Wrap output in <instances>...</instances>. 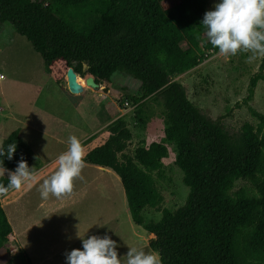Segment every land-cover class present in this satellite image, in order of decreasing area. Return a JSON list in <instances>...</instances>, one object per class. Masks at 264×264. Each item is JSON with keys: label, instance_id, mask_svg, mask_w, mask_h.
<instances>
[{"label": "trees", "instance_id": "obj_1", "mask_svg": "<svg viewBox=\"0 0 264 264\" xmlns=\"http://www.w3.org/2000/svg\"><path fill=\"white\" fill-rule=\"evenodd\" d=\"M206 11V0H0V31L10 24L25 38L57 85L71 68L76 79L92 77L107 92L117 73L140 82L139 93L124 101L142 131L148 130L151 107L161 106L162 141L142 143L129 155L133 134L119 118L105 144L86 156L88 164L119 177L131 219L154 236L150 248L161 264H264V114L249 106L264 81V56L244 101L258 125L245 123L233 134L173 81L218 53L200 25ZM167 143L176 147L175 165L190 192L184 205L146 222L143 212L163 202L157 179L169 156ZM8 144L17 148L0 169L14 171L21 159L40 169L18 131L1 147ZM7 182L0 176V184ZM14 240L0 200V264L11 259L8 243ZM18 256L33 264L23 248Z\"/></svg>", "mask_w": 264, "mask_h": 264}, {"label": "rangeland", "instance_id": "obj_2", "mask_svg": "<svg viewBox=\"0 0 264 264\" xmlns=\"http://www.w3.org/2000/svg\"><path fill=\"white\" fill-rule=\"evenodd\" d=\"M206 1L208 10H211L217 2V0ZM0 34L4 38L7 37V41H4L5 45L0 43V70H2V74L5 77L4 80L0 81V147L13 131L19 128L24 129L25 133L28 131L25 126L28 124L36 88L32 89L29 85L26 88H22L21 83L27 84L31 83V81H36L38 85L43 86V90L46 86L49 89L50 86L54 88L52 91L56 94L55 102L49 104V111L51 113L50 122L55 125V130L62 129L74 119V116L70 112L64 111V108L71 105L74 106L79 101L86 102L90 107L97 106L103 102L102 97L107 91L104 87L99 93L86 92L80 94V97H75L70 91V93L63 91V95H60L57 85L44 71L41 56L34 51L31 44L18 35L10 24H5ZM249 56H251V53L248 51L238 52L236 55L212 54L195 69L173 79L174 82L180 83L185 87L188 98L203 112L213 120L221 119L222 124L231 134L238 132L245 123H249L254 127L258 125V121L252 117L244 101L248 95L250 80L259 72L262 56H257L253 59H249ZM84 86L87 87L85 83ZM140 87V82L117 73L112 78L111 92L107 93L109 98L112 101H116L117 106L124 110L126 115L124 120L133 134L127 149L129 155H134L136 148L142 143L149 146L152 142H160L164 138L161 117L162 108L160 105L156 104L151 107L152 115L148 130L145 132L136 125L135 110L131 103L124 101L125 95H137L141 89ZM90 89L92 90V88ZM249 106L264 114V81L258 83L254 98L249 102ZM27 145L29 146V144ZM166 146L169 150V156L163 161L162 178L157 179V186L163 196V202L159 209H147L143 212L146 222L151 220L159 221L162 217L163 209L173 211L184 205L190 192V189L183 182V172L175 165V145L167 143ZM114 174L113 177H107L109 180L112 178L113 184L115 182L113 178H117ZM7 175L8 172L4 173V170L0 169V176L7 177ZM81 177L80 175V178L74 180L73 189L79 187ZM102 181H105V179L102 178L100 182ZM116 185L119 195L122 200H125V204L123 205L119 202L117 207L111 206L112 210L116 211L103 210L101 216L98 215L97 211L88 212L83 207L78 206L77 195L74 196V201H69L67 206H65L66 202H62V198L66 194L60 198L50 194L49 198L52 200L49 201H54L56 205H59L57 209L61 210L59 218L61 219V216L65 214L63 219L59 220V226H55L52 229V235L55 238H67L69 242H73L74 239H80L78 235L81 238L89 236L87 233L90 230L88 231V229L90 226L95 227V225H91L93 220H97L98 226L101 223L103 225L107 220L103 219V217L108 216L118 221L117 227L119 230L117 233L119 236L116 248L118 256L126 254L128 251L126 249L137 240L138 234L146 236L147 233L143 228L136 227V225H134V231L130 230L127 225L130 217L123 212L124 209H128L124 188L119 179ZM39 186L40 184L37 189H39ZM44 204H47V202ZM72 204H74L73 207H71ZM47 207L48 205L44 209ZM110 213H114V215H109ZM93 214L101 218V220L94 218ZM40 219H43V217ZM26 226L29 231V224H26ZM113 227L112 225L111 231H113ZM65 231H67L68 236H66ZM11 242V244L10 242L8 243V248L12 252V257L7 264H24L18 256L19 249L23 247L17 241L15 243ZM134 245H137L136 242ZM26 253L28 254L27 251ZM34 262L37 263V260H34Z\"/></svg>", "mask_w": 264, "mask_h": 264}, {"label": "crops", "instance_id": "obj_3", "mask_svg": "<svg viewBox=\"0 0 264 264\" xmlns=\"http://www.w3.org/2000/svg\"><path fill=\"white\" fill-rule=\"evenodd\" d=\"M6 38L7 37L4 38L0 34V43L2 45H5L7 41ZM4 79L5 77L2 74V70H0V81ZM75 80L83 87V92L81 94L86 92L95 94L97 92L99 93L102 89V87H100L98 90H91L84 86L83 81L78 79ZM21 85L22 88H26L29 85L32 89H36L34 90V101L30 109L28 124L25 126L28 131L25 133V130L21 128L15 131L19 132L22 140L26 144H29L31 149L38 156L41 166L31 181L24 183L19 190L11 189L7 194H4L0 200L15 232L16 241L28 252L33 264H66V253L74 248H80L81 239H74L73 242H69L67 238H55L54 235H52V229L55 226H59L58 222L63 219L65 214H63L60 219L61 210L57 209L59 205H56L54 201L50 202L49 200L52 199L49 197L47 199H42L37 187L56 171L58 168L57 157L66 150L68 137L70 135H75L80 140L84 153V166L80 174L82 177L79 182V187L77 189H72L70 193L66 194L64 198H62V202H66L65 206H67L69 201H74V196L77 195L78 206L83 207L88 212L97 211L100 216L103 210L116 211L112 210L111 206L117 207L119 202L124 205L125 200H122L116 185L119 177L109 169L88 164L86 162V156L93 149L105 144L111 135L109 131L110 125L119 118L125 119L126 115L124 110L117 106L116 101H112L109 98L107 95L109 92L106 91V94L102 97L103 102L97 106L94 105L90 107L86 102L79 101V103L74 104V106L71 105L64 108V111L70 112L74 116V119L67 123L62 129L55 130V125H52L50 122L51 113L49 111V104L55 102L56 94L52 91L54 88L50 86L49 89L46 86L43 90V86L38 85L36 81H31V83L27 84L21 83ZM57 88L60 90V95H63V91L65 93H70L67 80L57 85ZM75 97H80V94L75 95ZM113 174L117 176V178H113L115 179L114 184L112 178L111 180L107 178L110 176L113 177ZM102 178H104L105 181L100 182ZM45 202H47V204H44ZM46 205H48V207L44 209ZM73 206L74 204H72L71 207ZM123 212L129 215L130 219L127 225L130 227L131 231H134L135 224L131 219L129 209H124ZM109 215H114V213H110ZM93 216L101 220V218L95 214H93ZM41 217H43V219H40ZM103 219L107 220L103 225H101V223L99 226L96 223L97 220H93L91 225L93 224L95 227L90 226L88 229V231H90L87 234H89V236H103L107 234L111 239L116 241L117 244V238L119 236L117 233L119 230L117 227L118 221L108 216H104ZM26 224L30 226H28L30 228L29 231L27 230ZM112 225L114 226L113 231H111ZM35 227L36 229H34ZM146 233V236L138 234L137 240L128 247L152 251L150 242L154 236L148 232ZM65 234L68 236L67 231H65ZM139 240L141 244L138 242ZM135 242L137 245H134ZM11 243L12 242H10V244ZM34 260H37V263H35Z\"/></svg>", "mask_w": 264, "mask_h": 264}, {"label": "clouds", "instance_id": "obj_4", "mask_svg": "<svg viewBox=\"0 0 264 264\" xmlns=\"http://www.w3.org/2000/svg\"><path fill=\"white\" fill-rule=\"evenodd\" d=\"M200 25L212 47L220 55H236L248 51L249 59L264 56V0H217L211 10L204 13ZM16 144L0 147V161L11 160ZM81 142L75 135L68 137L67 148L58 159V168L39 186L42 199L51 194L60 198L70 193L73 182L80 178L84 166ZM8 172L7 184H0V195L10 189L19 190L36 175L35 169L21 159L14 171ZM78 235V233H77ZM81 247L66 253V264H161L154 251L128 247L123 256H118L116 241L107 234L81 238Z\"/></svg>", "mask_w": 264, "mask_h": 264}, {"label": "water", "instance_id": "obj_5", "mask_svg": "<svg viewBox=\"0 0 264 264\" xmlns=\"http://www.w3.org/2000/svg\"><path fill=\"white\" fill-rule=\"evenodd\" d=\"M76 77L78 76L75 74L74 70L72 68L69 69L67 72L66 80L69 91L74 95L81 94L83 92L82 85L75 80ZM85 85L92 88L93 90H98L100 88V86L95 83L92 77H89L85 80Z\"/></svg>", "mask_w": 264, "mask_h": 264}, {"label": "bare ground", "instance_id": "obj_6", "mask_svg": "<svg viewBox=\"0 0 264 264\" xmlns=\"http://www.w3.org/2000/svg\"><path fill=\"white\" fill-rule=\"evenodd\" d=\"M2 76V75H1ZM81 79V78H80ZM82 80V79H81ZM84 82V80H82ZM85 83V82H84Z\"/></svg>", "mask_w": 264, "mask_h": 264}]
</instances>
